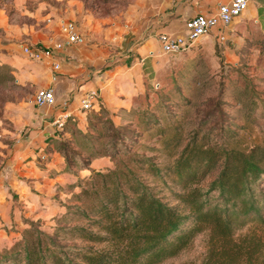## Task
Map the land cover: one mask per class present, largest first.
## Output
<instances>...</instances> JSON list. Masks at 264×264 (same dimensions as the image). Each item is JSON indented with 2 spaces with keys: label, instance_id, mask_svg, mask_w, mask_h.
I'll use <instances>...</instances> for the list:
<instances>
[{
  "label": "trees",
  "instance_id": "1",
  "mask_svg": "<svg viewBox=\"0 0 264 264\" xmlns=\"http://www.w3.org/2000/svg\"><path fill=\"white\" fill-rule=\"evenodd\" d=\"M136 58L129 52L120 63L131 65ZM255 107L252 101L250 112ZM94 111L111 117L101 104ZM118 112L137 115L145 129L154 127L161 148L152 150H165L172 163L160 165L154 156L127 147L125 126L113 125L105 152L114 166L90 168L105 155L96 147L100 130L95 123L83 130L69 115L61 130L46 137L45 150L62 157L63 171L77 167L89 173L66 183L71 196L53 232L30 221L21 238L0 253V264H161L200 233L206 235L201 264H264V138L245 143L236 129L222 124L205 130L204 119L183 136L180 122L168 115L161 122L150 111L139 112L138 105ZM144 175L165 183L172 201Z\"/></svg>",
  "mask_w": 264,
  "mask_h": 264
},
{
  "label": "rangeland",
  "instance_id": "2",
  "mask_svg": "<svg viewBox=\"0 0 264 264\" xmlns=\"http://www.w3.org/2000/svg\"><path fill=\"white\" fill-rule=\"evenodd\" d=\"M68 1L72 0H0V16L3 15L7 26L6 29L0 27V38L13 37L19 28L23 36L35 37L37 42L34 44L42 45V42H38L41 37L44 34L51 36L50 30L48 32L46 29V25L53 20L51 9H64ZM73 1L81 2L90 15L104 20L102 27L106 28L110 19L117 18L123 22L125 8L132 0ZM85 33L87 35V32ZM99 35L103 36L101 33H98ZM222 41L208 43V49L205 43L197 41L189 50L168 55L155 79L150 81L145 93L135 102L139 112L150 111L158 116L161 122L164 117L170 116L182 125L183 136L193 132L204 119L208 122L205 130L222 124L225 128L236 129L238 139L245 143H261L264 138V30L250 26L241 38ZM24 43L29 42H20L21 52ZM88 43L86 47H89ZM117 57L120 58L117 61L119 63L121 57L125 56ZM114 58L113 53L109 54L104 66L110 64ZM5 65L6 67L0 70V171L8 158H15L18 156L17 152L22 150L26 139L24 135L28 129L21 128L22 120L33 113L32 108H35L27 103L35 89L29 83L23 84L19 75L14 74L12 66ZM80 96L78 110L85 116L83 130L95 123L100 130V140L96 147L103 149V153L105 148L108 149L105 145L113 125H124L126 131L122 128L121 132L127 138L124 141L127 147L140 154L154 156L153 162L160 165L172 163V158L165 150H152L154 147L161 148L154 127L145 129V124L139 123L137 115L131 119L132 116H120L121 114L116 112L106 120L103 114L100 116L99 112L94 110L84 112L79 107ZM252 101L256 103V107L250 112ZM53 126L55 127L54 124ZM20 155V161L32 157L22 153ZM41 161H47L45 172L48 177L46 176V183L44 179H38V183L32 185L35 188H31L30 192L36 196L34 205L27 204L19 195L14 194L6 178L0 180V198L6 193L10 194L14 205V209L10 211L3 205L0 206V224L1 215L9 216L8 228H4L13 234L10 236L7 233L8 237L0 239V253L21 238L30 221L36 222L42 231L52 233L57 225L58 215L65 211V204L71 196L66 183L89 173L87 169L80 170L77 167L63 171L64 163L60 156L49 154L45 149ZM113 166L114 159L107 151L104 156L93 160L89 167L106 170ZM144 177L157 183L164 199L172 201L173 196L165 183L151 176ZM165 179L167 184H170L167 176ZM74 191L77 192L78 188ZM205 240V233H200L177 256L161 264H201L206 250Z\"/></svg>",
  "mask_w": 264,
  "mask_h": 264
},
{
  "label": "crops",
  "instance_id": "3",
  "mask_svg": "<svg viewBox=\"0 0 264 264\" xmlns=\"http://www.w3.org/2000/svg\"><path fill=\"white\" fill-rule=\"evenodd\" d=\"M229 1L132 0L125 8L123 22L117 18L110 19L106 28L102 27L104 20L90 15L81 2L68 1L64 9H51L53 20L46 25L51 36L47 37L49 35L44 34L38 41L42 42L43 46L64 41L65 35L60 33L63 32L64 20H71L77 24L80 40L71 47L56 51V59L60 62V68L56 71L48 59L33 60L22 54L20 42L23 40L34 44L37 42L35 37L23 36L18 28L13 37L0 38V63L12 66L14 74L19 75V80L23 84L29 83L35 90L51 88L55 96V102L50 106L33 105L30 101L33 95L27 100V103L35 108H32L33 113L22 120L21 128H28L24 135L26 139L22 144L23 148L17 152L18 156L6 160L3 170L0 171V180L6 178L14 194L19 195L27 204L34 205L36 196L30 189L35 188L32 185H36L38 179L45 181L46 176L48 177L45 172L47 161H41V155L44 154L46 147V137L59 131L53 126L54 120L61 114L70 113L76 125L83 129L85 116L78 110V98L88 89L99 91L100 104L111 117L121 109H130L145 93L150 81L155 79L168 55H174L161 52L158 34L168 32L185 35L187 33L185 22L188 18L198 13L214 14L220 3ZM250 26L264 30V0H248L246 10L230 24L218 25L198 42L205 43L208 49V43L213 41L223 42L222 40L229 38L234 40L241 38ZM0 27L4 29L7 27L3 15L0 16ZM98 33L103 36H98ZM87 43L89 47H86ZM112 48L115 50H111ZM129 52L137 55L131 65L117 63L120 60L118 55L126 56ZM111 53L115 56L112 62L117 64L103 70ZM84 78L87 80H83ZM21 153L32 157L20 161ZM54 154L59 155L56 152ZM60 158L63 162L61 156ZM2 205L8 211L14 209L10 194L6 193L0 198V206ZM1 216L0 239L8 237L7 233L13 235L12 232L6 231L10 222L9 216L6 214Z\"/></svg>",
  "mask_w": 264,
  "mask_h": 264
},
{
  "label": "built area",
  "instance_id": "4",
  "mask_svg": "<svg viewBox=\"0 0 264 264\" xmlns=\"http://www.w3.org/2000/svg\"><path fill=\"white\" fill-rule=\"evenodd\" d=\"M247 5L248 0H230L228 3H220L214 14H195L185 22L187 31L185 35L160 32L157 38L161 45V52L164 54H176L189 50L202 36L210 34L213 28L218 25L226 26L230 24L235 17L246 10ZM62 30L65 35L64 41H57L51 46L24 43L22 52L33 60L48 59L53 69H59L60 62L56 59V51L67 46L71 47L80 40L78 26L74 21L64 22ZM30 101L35 106H50L55 102L54 92L51 88H38ZM99 105V91L97 89H88L80 96L79 107L84 112L98 109ZM69 115L71 114H61L54 120L53 124L58 130L62 129Z\"/></svg>",
  "mask_w": 264,
  "mask_h": 264
}]
</instances>
